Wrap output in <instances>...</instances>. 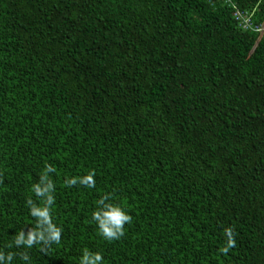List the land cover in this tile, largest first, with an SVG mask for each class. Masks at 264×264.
I'll use <instances>...</instances> for the list:
<instances>
[{
  "label": "trees",
  "instance_id": "obj_1",
  "mask_svg": "<svg viewBox=\"0 0 264 264\" xmlns=\"http://www.w3.org/2000/svg\"><path fill=\"white\" fill-rule=\"evenodd\" d=\"M235 2L264 20V0ZM45 164L61 242L8 248L35 226ZM89 171L94 188L65 185ZM107 194L132 217L111 242L92 221ZM85 249L103 264H264V32L222 0H0V251L80 264Z\"/></svg>",
  "mask_w": 264,
  "mask_h": 264
},
{
  "label": "clouds",
  "instance_id": "obj_2",
  "mask_svg": "<svg viewBox=\"0 0 264 264\" xmlns=\"http://www.w3.org/2000/svg\"><path fill=\"white\" fill-rule=\"evenodd\" d=\"M56 169L51 164H45L39 180L31 187V192L35 196V200L29 196L26 205L29 208V214L35 219V226L30 227L27 232L20 229L14 236L12 242L7 245L8 248H26L31 249L35 245H40V250L47 252L52 244L61 242L63 229L53 221L52 207L55 203V183L50 178V173H54ZM77 184L87 188L95 187V172L89 171L87 174L79 177H72L65 180L67 187L76 186ZM92 221L98 228V233L105 240L111 242L119 240L125 234L124 227L132 222V217L125 211L120 204L112 202L111 194L102 196L96 201V208L92 212ZM226 237L225 245L221 251L225 254L235 246L234 229L228 227L224 230ZM15 253H7L0 251V264H11ZM23 261H30L28 252L20 253ZM80 264H103V256L100 252L83 250L80 257Z\"/></svg>",
  "mask_w": 264,
  "mask_h": 264
},
{
  "label": "built area",
  "instance_id": "obj_3",
  "mask_svg": "<svg viewBox=\"0 0 264 264\" xmlns=\"http://www.w3.org/2000/svg\"><path fill=\"white\" fill-rule=\"evenodd\" d=\"M225 4L231 7L233 18L236 20L238 26L243 30H250L256 33L264 32V20L256 22L254 20L253 11L240 9L235 0H222Z\"/></svg>",
  "mask_w": 264,
  "mask_h": 264
}]
</instances>
